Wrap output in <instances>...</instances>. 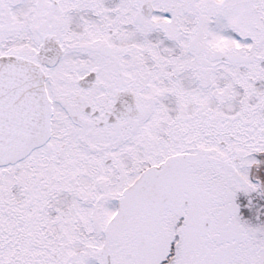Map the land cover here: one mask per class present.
<instances>
[{
    "label": "snow or ice",
    "instance_id": "6c2138e0",
    "mask_svg": "<svg viewBox=\"0 0 264 264\" xmlns=\"http://www.w3.org/2000/svg\"><path fill=\"white\" fill-rule=\"evenodd\" d=\"M0 264H264V0H0Z\"/></svg>",
    "mask_w": 264,
    "mask_h": 264
}]
</instances>
